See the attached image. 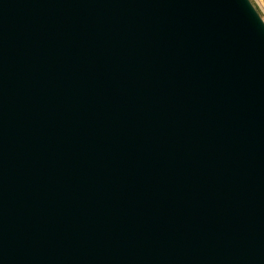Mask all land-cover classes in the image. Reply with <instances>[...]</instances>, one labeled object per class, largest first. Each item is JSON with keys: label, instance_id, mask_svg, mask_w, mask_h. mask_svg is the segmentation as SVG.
Instances as JSON below:
<instances>
[{"label": "water", "instance_id": "1", "mask_svg": "<svg viewBox=\"0 0 264 264\" xmlns=\"http://www.w3.org/2000/svg\"><path fill=\"white\" fill-rule=\"evenodd\" d=\"M0 264H264L252 0H0Z\"/></svg>", "mask_w": 264, "mask_h": 264}, {"label": "rangeland", "instance_id": "2", "mask_svg": "<svg viewBox=\"0 0 264 264\" xmlns=\"http://www.w3.org/2000/svg\"><path fill=\"white\" fill-rule=\"evenodd\" d=\"M258 11L260 12L262 18L264 19V0H252Z\"/></svg>", "mask_w": 264, "mask_h": 264}]
</instances>
